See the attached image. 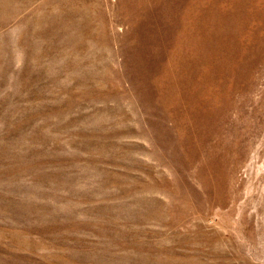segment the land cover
I'll list each match as a JSON object with an SVG mask.
<instances>
[{
	"label": "rangeland",
	"instance_id": "1",
	"mask_svg": "<svg viewBox=\"0 0 264 264\" xmlns=\"http://www.w3.org/2000/svg\"><path fill=\"white\" fill-rule=\"evenodd\" d=\"M0 264H264V0H0Z\"/></svg>",
	"mask_w": 264,
	"mask_h": 264
}]
</instances>
